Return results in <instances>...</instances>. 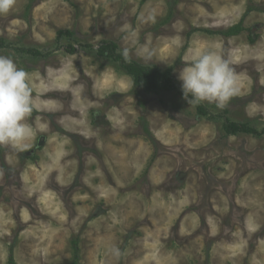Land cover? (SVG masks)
<instances>
[{
  "label": "rangeland",
  "instance_id": "1",
  "mask_svg": "<svg viewBox=\"0 0 264 264\" xmlns=\"http://www.w3.org/2000/svg\"><path fill=\"white\" fill-rule=\"evenodd\" d=\"M104 43L175 90L136 88ZM207 48L240 91L201 117L179 74ZM0 55L29 73L36 130L0 145V264H264V0H16Z\"/></svg>",
  "mask_w": 264,
  "mask_h": 264
},
{
  "label": "clouds",
  "instance_id": "2",
  "mask_svg": "<svg viewBox=\"0 0 264 264\" xmlns=\"http://www.w3.org/2000/svg\"><path fill=\"white\" fill-rule=\"evenodd\" d=\"M16 0H0V15L8 13ZM144 58L152 59L153 53L144 48ZM127 58V52L124 53ZM182 92L188 104L214 103L223 109L240 91L238 77L222 49L207 48L180 72ZM32 87L29 73L17 66L9 56L0 55V145L28 147L26 141L36 135L28 122L33 112ZM190 97V99H189ZM119 257L118 248L111 249Z\"/></svg>",
  "mask_w": 264,
  "mask_h": 264
},
{
  "label": "trees",
  "instance_id": "3",
  "mask_svg": "<svg viewBox=\"0 0 264 264\" xmlns=\"http://www.w3.org/2000/svg\"><path fill=\"white\" fill-rule=\"evenodd\" d=\"M244 29L240 27L239 23L234 27L229 28L227 31L223 32L222 35L226 38L237 36ZM58 38L62 36L71 37L72 34L68 32H58ZM253 39L250 41L252 42ZM25 52V51H23ZM27 52V51H26ZM28 53H31L29 51ZM37 55V53H35ZM110 58L120 65V67L126 72L127 75L131 76L133 79V84L136 88L148 94H156L163 91L175 90L174 81L171 77V70L159 71L157 69L139 65L137 63L127 61L123 55H120L116 51L115 44L104 43L97 51V55L102 57ZM197 114L201 117H206L208 112L204 106L200 103L196 105ZM224 131L228 135H238V134H252L258 136L259 133L247 126V124H238L226 120L224 125ZM75 248L76 245L74 244ZM77 253V249H75ZM10 263L12 264L11 260Z\"/></svg>",
  "mask_w": 264,
  "mask_h": 264
}]
</instances>
